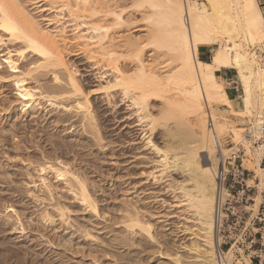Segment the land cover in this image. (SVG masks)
I'll return each mask as SVG.
<instances>
[{"label": "bare ground", "instance_id": "obj_1", "mask_svg": "<svg viewBox=\"0 0 264 264\" xmlns=\"http://www.w3.org/2000/svg\"><path fill=\"white\" fill-rule=\"evenodd\" d=\"M125 1L127 0H40L37 3L43 2L48 6L42 11L55 14L49 21V25L53 27L50 29L42 27L21 0H0V48L7 47L4 62L0 63V81L12 82L15 85L18 102L25 115L30 111L33 113L32 110L39 108L41 102L45 101L65 113L79 114L82 118L83 123H80L83 125V130L90 128L93 132L98 129L97 118L76 77V72L70 69L65 55L71 47L76 46L91 62L103 65L107 70L106 74H111L110 79L106 77V84L101 85V89L109 95L116 89L125 99L131 101L130 106L136 111L139 126L147 127L150 133L147 137L148 144L160 156L156 168L161 177L167 176L171 171L182 177L183 181L177 182L173 189L178 193L179 206L186 208L194 220L187 218L186 221L194 223L193 226L183 225L180 228L181 236L189 237L190 245L184 247L182 245L175 256L164 252L166 248L154 236V228L142 222L136 212L134 214L129 210L127 213L122 211L126 215V220L121 219V222L114 224L126 229L128 234L123 238L130 241L137 236V229L141 230V233L144 232L152 244L156 243L159 246L160 251L156 252L158 253L156 258L159 260L172 261L174 264H216L217 187L214 171L217 160L207 129V121L208 117H212L220 136L230 132L234 142L240 141L241 128L229 129L226 120L220 119L221 117L217 122L218 117L212 112L216 105L227 107L236 115L242 113L249 117L253 116L257 131L264 125L263 14L257 0H132L135 7L141 9L143 14L141 20H138L135 15L125 13ZM68 33L70 38L67 36ZM9 44L13 47L10 48ZM199 47L211 49V62L206 63L199 59ZM30 56L37 57L38 62L36 61L35 64L32 62L31 66L26 63L28 66L22 67L21 61H25ZM223 70L236 72L242 91L240 112L234 109L223 86V79L216 75ZM40 72L53 76L54 88L46 89L41 85L39 87L38 77L36 82L38 87L28 84L31 77L36 73L40 75ZM158 99L162 100V111L161 108L159 109L162 117L159 111V114L157 113L161 117L159 120L157 115H155L156 119L154 118L153 108L151 113L149 111L152 100ZM185 117L188 120L186 118L187 122L184 125L190 130L192 142L181 151L180 147L175 145L176 142L173 143L171 140L172 125L169 127L167 123L175 121V124L170 123L178 126L185 121ZM161 121L165 125H162ZM159 126L168 127L166 129L162 127L164 131L158 134L157 141H160L158 146L152 140V136ZM257 134H260L259 131ZM263 150L264 145L255 152L257 162L253 163V168L248 163L249 169L255 171L260 178L263 177V171L259 167L258 158ZM52 158L49 157L50 160L46 159L43 164L35 167L33 174L37 176H34L37 178L35 180L39 181H31L34 190L38 189L44 193L50 202L38 219L30 218L31 224L37 231L35 244L49 240L51 242L47 236L38 233L40 228L51 227V232L61 240L60 248H73V251H79L84 257L88 255L85 258L90 259L94 264H102L101 256L97 257L96 254L101 255L107 248L104 247V243H98L101 239H96L90 231L91 228L72 221L76 212L73 213L66 204L54 202L60 197V189L54 182L65 183L67 195L80 207H84L83 210L88 215L99 216L97 200L92 192L90 193L86 179L63 162L54 163V160L51 161ZM33 197L32 202H36L37 205L47 202V198L42 199L37 194H33ZM3 211L6 216L3 221L7 219V223H11L9 235L25 238L30 230L27 232L20 218L22 216L12 206H7ZM59 222L70 232L64 235L61 232L57 233L59 227L55 225ZM75 235L79 237L75 238ZM79 238L92 244L76 242ZM11 239L4 245L5 253L7 251L15 256L20 253L33 254L34 244L29 245L30 243ZM50 242L47 244L51 248L55 247ZM262 244L264 246V239ZM180 249L187 251L190 255L189 261L185 262L181 258ZM226 254L231 259L233 250ZM40 257L35 254L36 264H59L56 259Z\"/></svg>", "mask_w": 264, "mask_h": 264}, {"label": "rangeland", "instance_id": "obj_2", "mask_svg": "<svg viewBox=\"0 0 264 264\" xmlns=\"http://www.w3.org/2000/svg\"><path fill=\"white\" fill-rule=\"evenodd\" d=\"M21 1L27 7L28 11L40 22L42 27L53 29V27L49 25V21L54 18L55 14L42 11L43 8H48L46 3H37L40 0ZM125 2L127 4V6L125 3V6L123 5L125 7V13L133 14L138 20H141L143 17L141 9H137L132 0H127ZM58 6L59 5H56V7ZM68 34L67 36L70 38V33ZM9 47H13L12 44H9ZM6 49L7 47L0 48V63L4 62ZM66 53L65 56L68 60L69 67L73 72H76V77L87 95L91 103L92 111L97 118V131L93 130L92 132L90 128L88 129L91 132L87 128L83 130V122L79 114L75 112L65 113L62 109H55L50 106L49 103H45V101L41 102L42 104L39 106L40 109L36 107L32 110L33 113L30 111L29 114L25 115V113L21 111L15 85L12 82L6 83L0 81V246L2 247V249L0 247V264H36V253L38 256H41L40 258L42 259H56L55 261L57 263L59 262V264L93 263L90 259L85 258L88 256L85 255V253L84 257L79 251H73V248H60V246L62 247L61 240L51 232V227L40 228L38 233L44 234L47 238L51 239V242L50 240L47 242L52 243L55 247L51 248L46 241L44 243L42 242V244H35V242H37L35 239L37 238V231H35V226L31 224L30 218H34L35 220L38 219L40 213L46 209L45 206L47 207V204H50V202L44 193H41L38 189L34 190L31 186V181H39H36L37 178L35 177L37 176L33 174L34 169L43 164L46 159L50 160L48 159L49 157L54 158L51 159V161L54 160V163L63 162V164L68 165L72 171L74 170L77 174H80L82 178L86 179L90 193L92 192L91 194H93L94 198L97 200L100 210L99 216L95 217L88 215L84 211V207H80L78 203L67 195V186L65 183H56L55 180V182L53 181L58 189H60V197H57V200H54V202L66 204L73 213L76 212L72 217V221L74 220L76 222L75 224L78 223V225L81 224L89 229L91 228L90 231L96 236V239L103 240L98 241V243H104V247L107 249H104V253H101V255L96 254L97 257L101 256L100 262L102 264H174L172 261L169 262L157 259L158 253L156 252H159L160 248L156 243L152 244L144 232L141 233V230L138 231L137 229V236H134L135 239L133 237L130 241L125 239V235L128 234L126 229L116 224L121 222V219L122 221L123 219L124 221L126 220V215L123 213L124 211L127 213L129 210L134 214H139L138 216H140L142 222L148 223L154 228V236L166 248L164 252L171 256H175L176 251L179 250L182 245L183 247L190 245L189 237H182L180 228L183 225L193 226L194 224L186 221L187 218L191 221L194 220H192L193 217L188 213L186 208L179 206V199L177 198L178 193H175V189H173L174 185L178 184L177 182L183 181L182 177L175 174L173 171L169 172L167 176L164 175L161 177V174H159L156 168V163L160 160V156L158 152L148 144L147 137L150 136V133L147 131V127L139 126L138 118L135 113L136 111L130 106L131 101L125 99L121 92L116 89L112 91L111 95L101 89V85L106 84V77L110 79L109 76L111 73L106 74L107 70L104 69L103 65L91 62L88 56L76 46L71 47L69 52ZM37 60V57L30 56L25 61H21L22 67L26 68L29 64L31 66L32 62L35 64ZM23 63L25 66H23ZM26 63L28 65H26ZM159 63H161V60ZM3 68H5V66ZM44 73L40 72V75H38L39 73H36V75L34 74L31 79L29 78L30 80L28 79V84L30 86L32 85V87H36L38 83L39 87L41 85V87L43 86V88L46 89L50 87L54 88L53 76L45 73L46 76ZM229 76L234 80V83L230 82L232 86L238 87L239 89L238 92L233 89L237 95V103H239V105L237 106L234 102L232 103L234 109L240 112L242 108L240 100L242 91L238 83L236 72L232 71V75L230 74ZM37 77L41 79H39V82H37ZM102 77L105 79H102ZM151 104L152 106L150 105L151 108H149L150 113L153 108L152 113L154 118L158 116L157 120H159V118L161 119L162 113L159 109L161 108L162 111V100H152ZM158 111L161 117H159ZM205 112H207L206 107ZM212 112L217 115V122L222 118L225 119L229 129L242 128L248 124L250 117H253H249L242 113H240L241 115H236L227 107L217 105ZM186 118L187 117H185L183 123H179L181 126L187 122ZM162 122L163 121H161V123ZM170 122H168L169 124L167 123V125L169 127L172 125L171 130L170 128L169 130L171 131L170 133H173L171 136L173 135L172 138L174 140L171 136L170 138L173 143L176 142L175 145L180 147V150H184V148L192 142L190 130L186 125L179 127V124L178 126L176 124L173 126L175 121L174 123L172 122L173 124ZM162 125H165V123H162ZM168 126H161V128L159 126V128L155 130L152 140L157 143L158 146L160 141H157V136L160 131H164ZM222 136L224 138H232L230 132ZM62 145H64L65 148ZM253 163L255 162L253 161ZM253 163H249L251 168L254 166ZM30 175H32L31 178H29ZM33 194H37V196L42 199L47 198V202L44 201L41 204L38 203V205L34 202V204L32 202L34 201ZM7 206H12L18 214L22 216L20 218L26 226L27 232L30 230L25 238L18 235H9L8 232L11 230V223L8 224V221H6L7 219L3 221L6 217L4 216L5 212L3 210H5ZM35 216L38 217L36 218ZM76 219L78 221H76ZM3 224H5V226ZM55 226L59 227L57 233L61 232V234L64 235L70 232L66 230L65 226L60 222ZM32 229L36 232H34L35 234ZM63 231L66 232L63 233ZM18 237L21 239H18ZM78 237L79 236L75 235V238ZM11 238L14 241L18 240L16 242H26L27 244L30 243L29 245L34 244L32 247V251H34L33 254L25 253L26 257H24V253L17 254L16 256L11 255L7 251L5 253L6 248L4 247L6 246L4 245H6V242ZM82 240V238H79L76 242L85 245L92 244ZM106 245L108 247H106ZM180 251H182V253L179 254L181 258H183L185 262L189 261L190 255L187 251L181 249ZM105 252H107V254H105ZM240 253L244 255L242 251H240ZM33 255L34 257H32ZM245 264H250L249 260H246Z\"/></svg>", "mask_w": 264, "mask_h": 264}, {"label": "built area", "instance_id": "obj_3", "mask_svg": "<svg viewBox=\"0 0 264 264\" xmlns=\"http://www.w3.org/2000/svg\"><path fill=\"white\" fill-rule=\"evenodd\" d=\"M254 122L250 117L241 128L240 141L234 142L220 136L216 123L208 117L207 129L217 160L216 264H245L246 260L264 264V150L258 158L263 177L248 167V163L257 162L255 152L264 145V125L257 134ZM231 250L229 259L226 253Z\"/></svg>", "mask_w": 264, "mask_h": 264}, {"label": "crops", "instance_id": "obj_4", "mask_svg": "<svg viewBox=\"0 0 264 264\" xmlns=\"http://www.w3.org/2000/svg\"><path fill=\"white\" fill-rule=\"evenodd\" d=\"M257 1H258L260 11L263 14L262 16L264 18V0H257ZM198 57L203 62H206V63L211 62V57H212L211 49L209 47H199ZM218 73H216V75L218 77H221L224 80L223 84H224V88L226 89V92L228 94V97L230 98V100L232 102H234L238 106L239 103H237V95L233 91V89H235V88L238 89V87L232 86V83H234V80H233V78H231L229 76L230 74L232 75V70H223V71L218 72ZM230 82H232V83H230ZM225 85H226V87H225Z\"/></svg>", "mask_w": 264, "mask_h": 264}]
</instances>
